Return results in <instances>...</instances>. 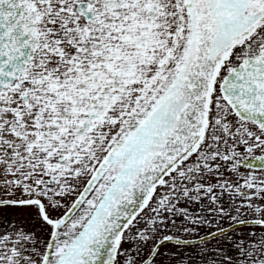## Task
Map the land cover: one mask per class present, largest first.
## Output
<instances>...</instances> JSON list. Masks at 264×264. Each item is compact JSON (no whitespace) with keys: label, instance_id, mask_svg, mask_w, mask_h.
<instances>
[{"label":"snow or ice","instance_id":"6c2138e0","mask_svg":"<svg viewBox=\"0 0 264 264\" xmlns=\"http://www.w3.org/2000/svg\"><path fill=\"white\" fill-rule=\"evenodd\" d=\"M0 264H264V0H0Z\"/></svg>","mask_w":264,"mask_h":264}]
</instances>
